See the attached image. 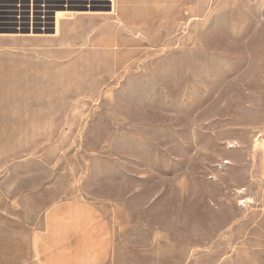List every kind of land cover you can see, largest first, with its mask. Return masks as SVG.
Masks as SVG:
<instances>
[{
	"label": "rangeland",
	"instance_id": "rangeland-1",
	"mask_svg": "<svg viewBox=\"0 0 264 264\" xmlns=\"http://www.w3.org/2000/svg\"><path fill=\"white\" fill-rule=\"evenodd\" d=\"M0 185L13 239L78 197L113 264H264V0H0Z\"/></svg>",
	"mask_w": 264,
	"mask_h": 264
},
{
	"label": "crops",
	"instance_id": "crops-1",
	"mask_svg": "<svg viewBox=\"0 0 264 264\" xmlns=\"http://www.w3.org/2000/svg\"><path fill=\"white\" fill-rule=\"evenodd\" d=\"M8 194L7 185H0V264L9 252L20 264H113L119 258L113 221L95 202L78 197L57 201L45 210L39 227L13 239Z\"/></svg>",
	"mask_w": 264,
	"mask_h": 264
},
{
	"label": "bare ground",
	"instance_id": "bare-ground-1",
	"mask_svg": "<svg viewBox=\"0 0 264 264\" xmlns=\"http://www.w3.org/2000/svg\"><path fill=\"white\" fill-rule=\"evenodd\" d=\"M59 18H60V15L57 14V15H56V22H58Z\"/></svg>",
	"mask_w": 264,
	"mask_h": 264
}]
</instances>
